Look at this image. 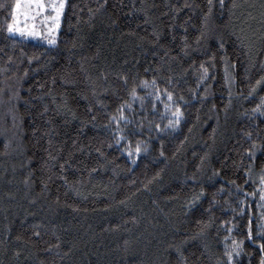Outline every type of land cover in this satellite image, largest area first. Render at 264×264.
<instances>
[{"label": "trees", "instance_id": "1", "mask_svg": "<svg viewBox=\"0 0 264 264\" xmlns=\"http://www.w3.org/2000/svg\"><path fill=\"white\" fill-rule=\"evenodd\" d=\"M12 10L0 264H261L264 0H68L54 45Z\"/></svg>", "mask_w": 264, "mask_h": 264}, {"label": "snow or ice", "instance_id": "2", "mask_svg": "<svg viewBox=\"0 0 264 264\" xmlns=\"http://www.w3.org/2000/svg\"><path fill=\"white\" fill-rule=\"evenodd\" d=\"M30 2H31V0H30ZM36 3L41 8L45 7V5L42 3V0H36ZM0 7H10V8L13 9L12 12H11V22L7 24V31L10 32V33L11 32H20L23 35L24 32H25V29L17 27V23H18V18H19L20 14H21V8L22 7L28 8L29 5L28 4H24L22 6L21 0H16L14 5H3V4H0ZM48 7H51V9H53L54 12H55L54 16L49 17V19H51L54 22L53 25L51 27H49V29H48V32L50 33V38L46 37V39L48 40V43L49 44H53V43L57 42L56 41V35H57V31L56 30L59 28L60 18H61V14L63 12V9L65 7V2H64V0H60L59 5H57L56 3H52ZM24 15L27 16V12H25ZM27 34L28 35H33V36L41 35L40 32L33 31V30H29ZM225 59H227V58H225ZM225 70L227 72V64L225 66ZM204 72H205V74H207L208 69L205 68ZM261 79L264 80V77H262ZM260 83H261V81H257V84H260ZM132 94H133V96L136 95L135 90H133ZM167 95H168L169 99L172 98V93H168ZM262 102H264V98H262ZM121 107H123V105ZM168 107H169L168 105H165L166 109ZM256 107H257V110L264 112V108H261L260 105H257ZM121 115H123V113H121ZM174 115L177 117L176 124H178L179 123V117L183 115L182 110L179 107H177ZM125 119H127V117H125ZM169 124H173V121L170 120ZM249 135H251V134L249 133ZM120 138H123V137H120ZM261 148H264V144H259L257 142H253V148L248 149V151L254 155L255 154V150H258V149H261ZM128 151L131 153L132 150L128 149ZM140 151H141V149H140L139 145H137V147L135 148V152L139 153ZM261 185H262L261 186V199L264 200V177H261ZM251 195H255V193L253 192V193H251ZM261 231L264 232V226L261 227ZM249 236H251V229L250 228H249ZM260 246H261L262 249H264V243H262ZM233 247H234V250H238V246H236L235 244H234ZM227 255H228L229 259L232 258V252H228ZM261 264H264V258H262Z\"/></svg>", "mask_w": 264, "mask_h": 264}, {"label": "rangeland", "instance_id": "3", "mask_svg": "<svg viewBox=\"0 0 264 264\" xmlns=\"http://www.w3.org/2000/svg\"><path fill=\"white\" fill-rule=\"evenodd\" d=\"M64 2H65V7L61 14L59 28L56 30L57 31L56 41L59 38L62 18L68 0H64ZM42 3L45 5V7L43 8L39 7V5L36 3V0H31V2L30 0H21L22 6L24 4L29 5L28 8H24V7L21 8V14L18 18V23H17V27L25 29V32L23 35L20 32H11V33L18 35L20 37L41 42L46 45H54L55 43L49 44L48 40L46 39V37L50 38V33L48 32V29L54 23L51 19H49V17L55 15L54 10L48 6L51 5L52 3H56L57 5H59L60 0H42ZM25 12H27V16L24 15ZM29 30L38 31L41 33V35L39 36L28 35L27 33Z\"/></svg>", "mask_w": 264, "mask_h": 264}]
</instances>
